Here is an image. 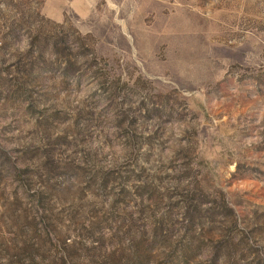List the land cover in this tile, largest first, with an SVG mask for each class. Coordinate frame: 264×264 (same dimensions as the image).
Here are the masks:
<instances>
[{
  "label": "rangeland",
  "instance_id": "obj_1",
  "mask_svg": "<svg viewBox=\"0 0 264 264\" xmlns=\"http://www.w3.org/2000/svg\"><path fill=\"white\" fill-rule=\"evenodd\" d=\"M0 264H264V0H0Z\"/></svg>",
  "mask_w": 264,
  "mask_h": 264
}]
</instances>
